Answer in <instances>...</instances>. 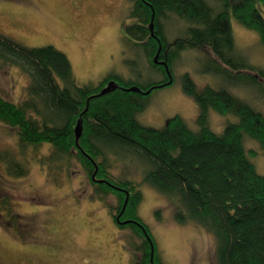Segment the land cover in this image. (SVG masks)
Here are the masks:
<instances>
[{"label":"trees","instance_id":"trees-1","mask_svg":"<svg viewBox=\"0 0 264 264\" xmlns=\"http://www.w3.org/2000/svg\"><path fill=\"white\" fill-rule=\"evenodd\" d=\"M212 1L222 8L216 11L206 0H129L134 24L125 28L149 67L163 76L159 82L141 87L143 91L169 81L164 66L153 62L158 40V60L167 64L172 79L182 53H207L199 71L217 78L222 88L198 89L188 74L183 76V91L199 109L198 130L190 129L179 116L161 129L141 125L137 115L146 109L144 95L116 89L95 97L109 82H117L116 76L108 74L97 85L80 86L62 52L52 46L26 47L0 34V67H15L28 77L20 102L11 103L0 95V123L16 132L20 154L49 144L51 151L41 161L42 166H63L74 159L102 203L107 204L108 195L117 198L114 213L109 206L114 223L121 229L129 227L132 239L139 241L128 247L134 264H150L152 246L154 264L161 263L156 244L138 216L141 192L133 182L112 177L105 150L116 155L135 151L150 163L143 182L171 201L177 223H195L215 236L217 264H264V176L250 160L254 153L244 145L247 137L264 149V117L226 88L252 89L264 98V68L251 64L237 47L231 24L233 19L255 32L264 46V18L259 10L264 0ZM152 12L155 38L149 31ZM171 18L184 27L177 36L168 38L165 22ZM210 110L222 116L233 114L238 122L227 124L216 134L209 127ZM80 117L82 133L76 143ZM28 171L15 153L0 150V227L17 235L25 232V223L14 212L8 179L24 178ZM94 173L102 183L92 179ZM126 198L121 219L135 223L120 226L116 218Z\"/></svg>","mask_w":264,"mask_h":264},{"label":"rangeland","instance_id":"rangeland-1","mask_svg":"<svg viewBox=\"0 0 264 264\" xmlns=\"http://www.w3.org/2000/svg\"><path fill=\"white\" fill-rule=\"evenodd\" d=\"M216 11L221 4L206 0ZM129 0H0V34L26 47L52 46L69 59L75 82L82 86L97 85L113 75L120 86L145 87L163 76L152 70L125 28L134 24L130 18ZM264 18V7H259ZM237 47L249 62L264 68V46L258 35L231 21ZM168 38L177 36L184 24L171 18L165 22ZM205 51H187L173 69L169 86L144 96L146 109L137 115L144 126L163 128L175 117L198 130L199 109L193 98L183 91V76L188 74L198 89L224 85L217 78L201 73ZM28 77L15 67H0V95L11 103L24 96ZM234 96L246 101L264 117V98L258 92L237 86H226ZM233 114L222 116L209 112V127L221 134L229 123H237ZM18 137L0 123V150L15 153L28 168L21 179L9 178L14 194V212L23 217L21 235L0 227V264H134L128 247L138 243L129 227L119 228L112 212L117 198L108 195L106 203L96 196L88 175L76 160L64 165L42 166L51 146L18 151ZM256 171L264 176V149L252 139L244 138ZM108 154V171L117 181H131L141 192L138 216L149 230L161 264H217L215 236L195 224H179L174 207L164 195L143 182L150 163L135 151ZM70 163V165H67ZM47 164V163H46ZM113 207V210L109 209Z\"/></svg>","mask_w":264,"mask_h":264},{"label":"water","instance_id":"water-1","mask_svg":"<svg viewBox=\"0 0 264 264\" xmlns=\"http://www.w3.org/2000/svg\"><path fill=\"white\" fill-rule=\"evenodd\" d=\"M153 21H154V12H152V17H151L150 24H149V31H150L151 36L153 38H155V35H154V23H153ZM158 43H159V48H158V51H157L155 57L153 58V62L156 65H162V66H164V68H165V70L167 72V75L169 77V81L167 83L161 84V85H158V86H154L153 88H150L147 91H143L141 88L136 87V86H132V87H129V88H124V87H121L117 82L111 81L95 97H101V96L107 95V94L111 93L112 91H114L116 89H122L124 92L139 93V94H142L144 96H147V95H149L151 93V91L153 89L162 88V87L171 85V83H172V77H171V74L169 72V69H168L167 64L165 62H162V61H159L158 60V56H159V53H160V50H161V44H160L159 40H158ZM81 133H82V118L80 117L79 120H78V122H77L76 128H75L76 143L78 142V140H79V138L81 136ZM95 173L92 175V179L95 182L102 183V181H99V180H96L95 179ZM127 201H128V198H126L125 203L123 205V208H122L121 212L119 213V215L116 218L117 223L119 225H121V226L127 225L130 222L135 223L134 221H129V220L120 221V217L122 216V214H123V212L125 210ZM150 264H154V262H153V246L151 247Z\"/></svg>","mask_w":264,"mask_h":264},{"label":"flooded vegetation","instance_id":"flooded-vegetation-1","mask_svg":"<svg viewBox=\"0 0 264 264\" xmlns=\"http://www.w3.org/2000/svg\"><path fill=\"white\" fill-rule=\"evenodd\" d=\"M120 221H125V219H124V220H122V219H121V217H120ZM116 223H117V221H116ZM117 224H118V223H117ZM118 225H119V224H118ZM120 226H121V225H120Z\"/></svg>","mask_w":264,"mask_h":264}]
</instances>
